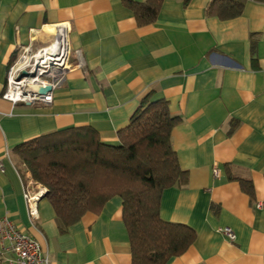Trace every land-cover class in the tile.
<instances>
[{"label":"crops","instance_id":"crops-1","mask_svg":"<svg viewBox=\"0 0 264 264\" xmlns=\"http://www.w3.org/2000/svg\"><path fill=\"white\" fill-rule=\"evenodd\" d=\"M211 1L163 0L156 21L140 25L125 0H0V218L38 241L49 264H133L123 200L114 196L63 231L44 194L33 218L15 147L87 125L116 144L150 92L180 118L172 144L188 172L185 186L164 190L160 213L197 233L166 264H264V2L247 0L227 20L207 13ZM51 26L66 27L83 66L68 72L49 105L4 98L18 52L48 45ZM0 264H16L15 255L0 247Z\"/></svg>","mask_w":264,"mask_h":264},{"label":"trees","instance_id":"trees-1","mask_svg":"<svg viewBox=\"0 0 264 264\" xmlns=\"http://www.w3.org/2000/svg\"><path fill=\"white\" fill-rule=\"evenodd\" d=\"M246 1L212 0L206 10L233 19L243 14ZM125 4L140 25H147L158 18L163 0ZM153 95L143 97L129 124L118 131L116 144L105 143L87 125L43 134L14 149L24 166L22 177L27 182L30 173L46 188L63 231L120 196L133 264H166L187 251L197 236L192 227L167 221L160 213L164 190L185 186L188 172L181 168L172 144L180 118L170 114L167 99ZM242 183L248 187L247 181Z\"/></svg>","mask_w":264,"mask_h":264},{"label":"built area","instance_id":"built-area-1","mask_svg":"<svg viewBox=\"0 0 264 264\" xmlns=\"http://www.w3.org/2000/svg\"><path fill=\"white\" fill-rule=\"evenodd\" d=\"M65 30V26L58 27ZM23 54L16 59L8 69L7 83L3 97L17 102H39L49 105L54 100V91L63 86L69 71L83 66L81 50L74 52L78 61L72 59V49L68 37L66 42L59 43L58 37L43 47L34 48L32 44L23 46ZM26 73V74H23ZM37 85H50L52 90L46 94H39ZM215 177H220L221 171L214 167ZM29 182L25 190V198L29 212L33 218L39 217L38 201L46 193V188L38 184L28 173ZM261 206V203H258ZM219 231L229 240L236 238L235 231L229 227H220ZM0 247L3 252L15 255L16 264H49V258L42 254L38 241L28 236L24 230L7 217L0 218Z\"/></svg>","mask_w":264,"mask_h":264},{"label":"bare ground","instance_id":"bare-ground-1","mask_svg":"<svg viewBox=\"0 0 264 264\" xmlns=\"http://www.w3.org/2000/svg\"><path fill=\"white\" fill-rule=\"evenodd\" d=\"M49 31H53L55 33V36L58 37L59 43H62V41L66 42V33L65 30L60 28L57 29L55 26L48 27Z\"/></svg>","mask_w":264,"mask_h":264},{"label":"water","instance_id":"water-1","mask_svg":"<svg viewBox=\"0 0 264 264\" xmlns=\"http://www.w3.org/2000/svg\"><path fill=\"white\" fill-rule=\"evenodd\" d=\"M26 74V73H23ZM36 90L39 94H46L47 92L52 90V87L50 85L42 86V85H37Z\"/></svg>","mask_w":264,"mask_h":264},{"label":"rangeland","instance_id":"rangeland-1","mask_svg":"<svg viewBox=\"0 0 264 264\" xmlns=\"http://www.w3.org/2000/svg\"><path fill=\"white\" fill-rule=\"evenodd\" d=\"M36 48H38V47H36ZM22 54H23V51L20 50V51L18 52V55H17L16 59L18 60V58H19ZM16 59H15V60H16Z\"/></svg>","mask_w":264,"mask_h":264}]
</instances>
